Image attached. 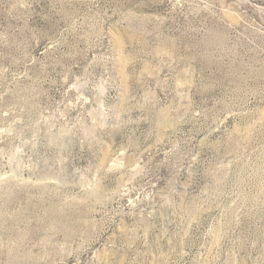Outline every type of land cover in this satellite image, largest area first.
<instances>
[{
  "label": "rangeland",
  "instance_id": "rangeland-1",
  "mask_svg": "<svg viewBox=\"0 0 264 264\" xmlns=\"http://www.w3.org/2000/svg\"><path fill=\"white\" fill-rule=\"evenodd\" d=\"M0 264H264V0H0Z\"/></svg>",
  "mask_w": 264,
  "mask_h": 264
}]
</instances>
